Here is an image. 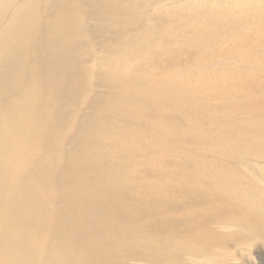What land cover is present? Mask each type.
<instances>
[{
	"label": "bare ground",
	"instance_id": "1",
	"mask_svg": "<svg viewBox=\"0 0 264 264\" xmlns=\"http://www.w3.org/2000/svg\"><path fill=\"white\" fill-rule=\"evenodd\" d=\"M162 3L0 0V264H228L264 239V78Z\"/></svg>",
	"mask_w": 264,
	"mask_h": 264
},
{
	"label": "rangeland",
	"instance_id": "2",
	"mask_svg": "<svg viewBox=\"0 0 264 264\" xmlns=\"http://www.w3.org/2000/svg\"><path fill=\"white\" fill-rule=\"evenodd\" d=\"M162 2L163 15L177 12L183 21L194 18L193 20L196 21L198 30L202 33L209 28V33H213V35H225L223 43L214 44L212 49L218 51L223 47L225 55L220 58V61H225L228 69L234 68L236 69L235 72H243L248 75H257L258 72L260 73V78H264V73L260 72L264 70V63L259 62L260 58H264V0H162ZM236 24L244 27L242 31H235ZM214 25L216 26L215 28ZM195 33H197L196 30ZM257 36L260 40L259 38L257 39ZM180 48H183L180 55L182 58H188L190 52L196 51L194 47ZM239 56H252V58H256L255 64L243 65L244 62L239 59ZM232 57L236 58V60H232ZM236 75L238 78L239 75ZM228 76L225 82L229 78L231 79ZM212 99L213 97L211 101ZM247 114L244 112L242 116L245 117ZM237 131H241L242 134H250L251 136L257 135L248 126H242ZM229 262L228 264H264V239H252L242 250H236Z\"/></svg>",
	"mask_w": 264,
	"mask_h": 264
}]
</instances>
